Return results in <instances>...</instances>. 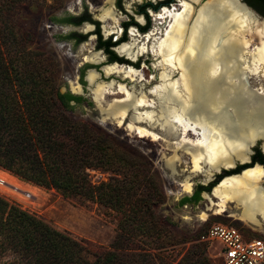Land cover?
I'll return each instance as SVG.
<instances>
[{
  "label": "bare ground",
  "instance_id": "bare-ground-1",
  "mask_svg": "<svg viewBox=\"0 0 264 264\" xmlns=\"http://www.w3.org/2000/svg\"><path fill=\"white\" fill-rule=\"evenodd\" d=\"M115 1L106 0L108 6L98 14L105 23L112 20L106 25L110 31L121 20L114 14ZM155 15L149 32L132 28L130 40L117 46L134 62L148 53L156 58L159 82L149 96L142 91L135 94L115 80L98 82L95 70H90L88 80L100 105L106 94H123L102 107L119 124L127 122L130 130L153 140L161 139L154 131L160 125L176 139L169 145L174 154L167 165L175 171L179 163H191L190 175L181 185L183 191L192 192L195 175L205 174L211 180L215 173L250 161L260 140L264 149V19L242 0H178ZM92 27L88 23L85 30ZM102 53L90 48L82 59L98 63L105 58ZM146 65L141 69L114 62L103 71L150 83L155 76L145 78ZM71 88L82 92L83 86L72 80ZM230 175L208 195L211 204L201 211V220H207L213 208L222 214L234 203L239 209L233 214L237 219L264 228V167L256 164ZM18 183L7 172L0 173V185L29 197L30 192Z\"/></svg>",
  "mask_w": 264,
  "mask_h": 264
},
{
  "label": "trees",
  "instance_id": "trees-1",
  "mask_svg": "<svg viewBox=\"0 0 264 264\" xmlns=\"http://www.w3.org/2000/svg\"><path fill=\"white\" fill-rule=\"evenodd\" d=\"M24 1L0 0V167L82 205L101 204L119 217L113 241L108 246L94 245L0 194V264H158L170 256L162 237L171 234L169 223L155 210L163 193L158 187L145 189L139 170L134 169L135 176L122 170L128 159L110 134L70 114L75 105L89 101L84 95L62 92L56 59L38 57L11 23L10 15ZM245 1L264 15V0ZM151 6L159 4L147 2L140 11L148 16L146 8ZM69 20L81 24L90 21L91 15L86 11ZM150 22L148 16V24L141 29L146 31ZM96 24L98 48L106 51L111 62L132 63L114 50L117 41L104 39L100 23ZM130 24L139 25L133 16L124 25ZM70 37L81 42L87 35L72 33ZM248 166L252 164L239 165L232 172ZM91 169L111 176L95 182ZM219 182L201 186L181 202L199 201L201 188L211 190ZM195 255L197 264H211L205 242L199 238L183 259L188 262Z\"/></svg>",
  "mask_w": 264,
  "mask_h": 264
},
{
  "label": "rangeland",
  "instance_id": "rangeland-1",
  "mask_svg": "<svg viewBox=\"0 0 264 264\" xmlns=\"http://www.w3.org/2000/svg\"><path fill=\"white\" fill-rule=\"evenodd\" d=\"M146 1L159 2V0H116L114 14L121 20L117 23L114 31H110L106 27L107 24L113 23L112 20L105 23L98 17L99 9L108 6L106 0H25L12 12L10 20L19 34L25 38L26 44L38 57L51 55L56 59L58 65L57 82L62 92H73L71 88L72 80L82 84V92H76V94L84 95L89 102L91 101V104L87 101L77 104L70 111V114L74 118L90 122L110 134L116 145L125 151L124 153L128 159L126 165H121L122 170L128 171L129 174L134 176L137 173L136 170H139V175L145 179V189L158 187V190L163 193V198L155 205V210L160 217L166 219L169 223L171 234H162V237L167 241H164V244L167 245L170 256L164 260L162 259L158 264H197L198 262L195 260L198 257L196 255L188 262L183 259L184 255L187 250L192 248L194 243L198 242L200 235L211 225L215 223L236 225L248 238H264V228H254L237 219L233 214L238 213L239 209L234 203H231L229 209L222 214L215 213L216 209L213 208L209 211V218L201 220L199 215L202 210L207 209L211 204L208 195L212 194L214 187L205 191L201 188L203 192L199 201L182 203L181 200L185 196H192L194 191L200 189L201 186L209 185L210 181L216 180V176L222 173H215L211 180L207 179L205 174H197L191 178L193 182L192 192L183 191L181 182L186 176L190 175L191 163H179V167L177 166L178 168L176 167L175 171L167 165V161L174 154L169 145L175 142L176 139L168 137L160 125L154 131L161 136V139L153 140L149 136H140L137 131L130 130L127 127V122L119 124L116 117L113 118L106 111H102V107L105 108L115 98L123 97V94H106L102 99V105L92 98L91 89L93 86L88 80L90 70H95L99 74L98 82L108 83L111 80L122 82L135 94L142 91L149 96V90L159 82V74L156 66H154L156 58L151 53L142 55L135 63L137 64L136 67L141 69H143L144 64H147L148 67L144 70L146 72L145 78L148 80L155 76V79L150 83L145 82V80L136 83L130 78H123L120 75L108 76L103 71V67L112 63L110 57L104 49L98 48V36L92 35L90 37L91 31L85 30V26L89 23L93 24L92 31H94L97 26L95 23L100 22L104 39L108 38L110 33L115 32L113 37L115 40L121 35L123 23L129 21L131 16H134V19L141 24L146 23V18L143 21L140 20L142 14L139 12L140 6ZM162 8L158 10L148 9L151 27L156 22V12ZM254 9L261 15L258 16L264 19V15L256 8ZM86 11L91 15L90 21H84L80 25L70 22L69 18L78 17ZM72 33L88 35L85 41L77 42L70 37ZM128 40H130L129 33ZM257 41L256 43H258ZM85 43L86 47H83ZM90 48H93L95 52H103L104 60L98 63L84 61L82 59L83 54L87 53ZM115 50L120 53L118 48H115ZM72 104L76 103L73 101ZM131 112L133 113V111H130V114ZM129 120L130 117L127 121ZM261 143L259 142L257 146ZM260 145L259 147H261ZM184 160L187 161V158L184 157ZM4 172H7L15 182H19L18 184L22 188L28 190L30 196L25 197L3 185H0V194L24 209L37 214L53 226L70 232L77 238L90 240L94 245L108 246L115 238L119 217L116 211L98 203L82 205L75 199L65 197L54 188H46L25 181L11 171L0 167V173ZM90 173L95 182L108 180L111 176L110 172L100 169H91ZM149 240L152 241V238ZM154 241L160 242L161 239H155ZM219 245L218 242L205 243L206 254L211 259V264H222L218 255Z\"/></svg>",
  "mask_w": 264,
  "mask_h": 264
},
{
  "label": "built area",
  "instance_id": "built-area-1",
  "mask_svg": "<svg viewBox=\"0 0 264 264\" xmlns=\"http://www.w3.org/2000/svg\"><path fill=\"white\" fill-rule=\"evenodd\" d=\"M199 240L220 244L218 255L222 264H264V238H248L236 225L215 223Z\"/></svg>",
  "mask_w": 264,
  "mask_h": 264
},
{
  "label": "flooded vegetation",
  "instance_id": "flooded-vegetation-1",
  "mask_svg": "<svg viewBox=\"0 0 264 264\" xmlns=\"http://www.w3.org/2000/svg\"><path fill=\"white\" fill-rule=\"evenodd\" d=\"M147 2H151V3H153V4H159V7L158 8H153L152 6L151 7H147L146 8V12H147V14H148V16H149V18H150V14H149V11H148V9L149 8H151V9H154V10H158V9H160L161 7H171L172 5H174L176 2H178V0H159V2H157V3H154V2H152V1H146L145 3H147ZM144 3V4H145ZM143 4V5H144ZM162 8V9H163ZM140 9H141V7H140ZM160 11V10H159ZM158 11V12H159ZM139 12L142 14V16H140V20H144L145 18L147 19L146 20V23L145 24H141V23H139L136 19H135V21L139 24V25H136V24H130V25H128L127 27H125V23L126 22H124L123 23V27H121V35H120V37H117L114 41H117V44L113 47L114 48V50H115V48H117V46H119L120 44H122V43H124V42H126V41H128V33H129V37H131V29L132 28H134V29H136L139 33H141V34H145V33H147V32H149L153 27H154V25H153V27H151V22H150V26H149V28L146 30V31H143L142 29H141V26H145V25H147L148 24V16L146 15V13H144V12H141L140 10H139ZM82 16H84V13L82 14V15H80V16H78V17H82ZM134 17V16H133ZM100 19V18H99ZM86 21H89V20H86ZM151 21V20H150ZM84 22V21H83ZM82 22V23H83ZM100 23V22H99ZM75 24V23H74ZM96 24V23H95ZM76 25H80V24H76ZM92 26H93V24H91ZM93 29V28H92ZM92 29L91 30H88V31H91L90 32V37L92 36V35H96V36H98V34L96 33V31H97V26H96V29L94 30V31H92ZM102 32V31H101ZM125 33H126V35H127V39L126 40H123V37H124V35H125ZM103 34V33H102ZM114 34H115V32H112V33H110V35H109V37H114ZM88 35V34H87ZM79 37V36H78ZM85 41V40H84ZM100 49H103V48H100ZM116 51V50H115ZM117 53H118V51H116ZM119 55H120V53H118ZM121 56V55H120ZM139 60V59H138ZM137 60V61H138ZM130 61V60H129ZM137 61L136 62H133V61H131L132 63H128V64H133L134 66H137V64H135V63H137ZM114 62H118V61H113L112 63H114ZM124 63H126V62H124ZM259 142H262L261 143V147H259V145L257 146V145H255L254 146V153L252 154V162L251 163H249V164H252V166H255L256 164H262L263 166H264V163L262 162V157H261V155H260V153H262L263 155H264V149H263V147H262V144H263V140H260ZM258 142V143H259ZM257 143V144H258ZM260 152V153H259ZM238 168V167H237ZM236 168V169H237ZM233 170H235V169H233ZM233 170H230V171H226V172H224V173H222V174H218V176H216V180H214V181H210V182H216V181H218L219 182V180L224 176V175H226V174H229V173H234V172H232ZM242 172V170H240L239 171V173H241ZM232 175V174H231ZM230 175V176H231ZM222 180V179H221ZM220 180V181H221ZM213 188V187H212ZM197 190H199V189H196L195 191H194V193L193 194H195L196 192H197ZM205 191V190H204ZM202 192L203 191H201V194H202Z\"/></svg>",
  "mask_w": 264,
  "mask_h": 264
},
{
  "label": "water",
  "instance_id": "water-1",
  "mask_svg": "<svg viewBox=\"0 0 264 264\" xmlns=\"http://www.w3.org/2000/svg\"><path fill=\"white\" fill-rule=\"evenodd\" d=\"M242 2L246 5V6H248V7H250L255 13H257L256 12V10L253 8V7H251L246 1H244V0H242ZM258 14V13H257ZM258 15H260V14H258ZM261 16V15H260ZM121 55V54H120ZM122 56V55H121ZM124 57V56H123ZM126 59H128V60H130V61H132L131 59H129V58H127L126 57ZM134 62V61H133ZM74 93H76L75 91H73ZM92 96V98L94 99V96H93V94L91 95ZM95 100V99H94ZM103 111V110H102ZM252 162V155H251V157H250V161H248V162H244V163H241V164H239V165H245V164H249V163H251ZM238 165V166H239ZM262 165V164H261ZM263 166V165H262ZM248 167H251V166H248ZM264 167V166H263ZM237 168V167H236ZM236 168H232V169H224V172H226V171H230V170H233V169H236ZM247 168V167H246ZM245 169V168H244ZM243 171V170H242ZM224 172H222V173H224Z\"/></svg>",
  "mask_w": 264,
  "mask_h": 264
}]
</instances>
